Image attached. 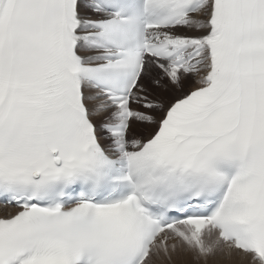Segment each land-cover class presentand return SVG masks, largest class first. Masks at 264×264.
Listing matches in <instances>:
<instances>
[{
	"label": "snow or ice",
	"instance_id": "1",
	"mask_svg": "<svg viewBox=\"0 0 264 264\" xmlns=\"http://www.w3.org/2000/svg\"><path fill=\"white\" fill-rule=\"evenodd\" d=\"M0 264H264V0H0Z\"/></svg>",
	"mask_w": 264,
	"mask_h": 264
}]
</instances>
